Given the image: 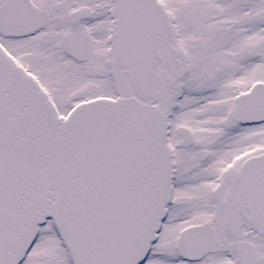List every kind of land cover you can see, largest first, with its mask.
Masks as SVG:
<instances>
[{
	"label": "snow or ice",
	"instance_id": "1",
	"mask_svg": "<svg viewBox=\"0 0 264 264\" xmlns=\"http://www.w3.org/2000/svg\"><path fill=\"white\" fill-rule=\"evenodd\" d=\"M0 264H264V0H0Z\"/></svg>",
	"mask_w": 264,
	"mask_h": 264
}]
</instances>
